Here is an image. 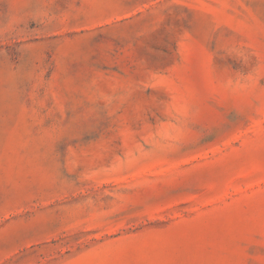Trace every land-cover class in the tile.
I'll return each instance as SVG.
<instances>
[{
	"label": "rangeland",
	"instance_id": "1",
	"mask_svg": "<svg viewBox=\"0 0 264 264\" xmlns=\"http://www.w3.org/2000/svg\"><path fill=\"white\" fill-rule=\"evenodd\" d=\"M0 264H264V0H0Z\"/></svg>",
	"mask_w": 264,
	"mask_h": 264
}]
</instances>
